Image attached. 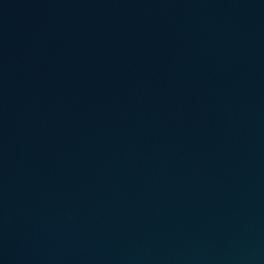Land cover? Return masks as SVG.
I'll list each match as a JSON object with an SVG mask.
<instances>
[{"label":"water","instance_id":"water-1","mask_svg":"<svg viewBox=\"0 0 264 264\" xmlns=\"http://www.w3.org/2000/svg\"><path fill=\"white\" fill-rule=\"evenodd\" d=\"M0 264H264V0H0Z\"/></svg>","mask_w":264,"mask_h":264}]
</instances>
